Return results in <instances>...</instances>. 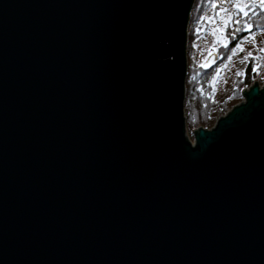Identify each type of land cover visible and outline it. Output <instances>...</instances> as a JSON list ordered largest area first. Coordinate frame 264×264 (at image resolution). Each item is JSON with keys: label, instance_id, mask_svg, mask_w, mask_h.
Instances as JSON below:
<instances>
[{"label": "water", "instance_id": "95a60500", "mask_svg": "<svg viewBox=\"0 0 264 264\" xmlns=\"http://www.w3.org/2000/svg\"><path fill=\"white\" fill-rule=\"evenodd\" d=\"M194 2L0 0V264H264V83L191 139Z\"/></svg>", "mask_w": 264, "mask_h": 264}, {"label": "trees", "instance_id": "16d2710c", "mask_svg": "<svg viewBox=\"0 0 264 264\" xmlns=\"http://www.w3.org/2000/svg\"><path fill=\"white\" fill-rule=\"evenodd\" d=\"M212 2L219 3L218 0H195L188 28L189 38L192 36L194 38L202 28L209 27V19L206 18L205 11ZM217 13L215 10L214 15H217ZM236 20H239L240 23H235ZM235 29H241V31L235 32V36L232 38L230 34ZM254 32H264V3H262V0H250L246 9L241 11L239 15H231L225 28V35L228 39L227 47L222 45L219 47L221 50H218L219 63L225 58L226 48L230 49ZM193 49L194 47L188 46V54L192 55ZM257 65H259V68H257ZM263 67V60L256 61L254 58H250L245 66L243 76L237 78L232 95L220 101L214 99L211 71L194 67L191 64L190 69L188 68L185 98V114L188 126L193 128L199 124L201 126L210 125L212 120H215L227 109L229 103L240 100L242 90L256 81L259 74L257 72L262 70Z\"/></svg>", "mask_w": 264, "mask_h": 264}, {"label": "rangeland", "instance_id": "374dc122", "mask_svg": "<svg viewBox=\"0 0 264 264\" xmlns=\"http://www.w3.org/2000/svg\"><path fill=\"white\" fill-rule=\"evenodd\" d=\"M218 2V4H216V2H212L205 11L206 18L209 19V27L206 29L202 28L199 33L194 36V38L192 36L190 39L188 34V46L194 47L192 55L188 54V68L191 64H193L194 67L203 68V63L213 53H217L219 59L218 50H221L219 47L224 45V43L228 40L225 35L226 22H228L231 15H239L241 11L245 10L250 0H218ZM238 5L241 7H237ZM222 9H226L227 11H222ZM215 10L218 12L217 15H214ZM220 29L224 30L221 32ZM247 38L248 39L244 38L230 49L226 48L224 60L220 63L217 61L216 64L211 69H209L212 73L211 80L214 89V99L222 101L226 97L232 95L233 91L235 90L237 78H241L243 76L237 75L236 73L238 71H242L244 73L245 66L248 64L250 58H254L256 61L263 60L264 64V51H261V49H264V32H254ZM241 42L244 51H238L237 54L233 56L231 49L235 48L238 44H241ZM249 52H251L253 55L249 57L247 61L241 63V60L247 56ZM230 56L232 57L231 60L228 59ZM225 65H227V67H225ZM217 73H219V75ZM257 73H259L257 79L260 78V83L263 84L264 67ZM243 99L244 95L241 93L240 100L235 103H233V101L229 103L227 109L219 116L225 114L233 107L234 104L239 103ZM218 117L215 120H212L210 125H205L204 127H212L216 123ZM198 127H201V125L199 124L193 128H190L187 124V132L192 140H194V131Z\"/></svg>", "mask_w": 264, "mask_h": 264}, {"label": "snow or ice", "instance_id": "6c2138e0", "mask_svg": "<svg viewBox=\"0 0 264 264\" xmlns=\"http://www.w3.org/2000/svg\"><path fill=\"white\" fill-rule=\"evenodd\" d=\"M262 3H264V0H262ZM237 7H241V6H237ZM222 11H227L226 9H222ZM245 15H247V13H245ZM235 23H240V21L239 20H236V21H234ZM225 27H227V22H226V24H225ZM224 29H220V31L222 32ZM238 31H241V29H235L234 30V32L233 33H231L230 35H231V37L232 38H234V36H235V32H238ZM245 39H248L247 37L245 38ZM253 39H254V37H253ZM227 43H228V41H226L225 43H224V47H227ZM243 52L244 51V48L242 47V42H241V44H238L235 48H233V49H231V52H232V55L234 56V55H236L237 54V52ZM261 51H264V49H261ZM253 54L251 53V52H249L248 53V55L247 56H245L242 60H241V63H244L245 61H247L248 59H249V57H251ZM231 56L228 58L229 60H231ZM225 67H227V65H225ZM257 68H259V65H257ZM218 75H219V73H217ZM237 75H243L244 73L242 72V71H238L237 73H236Z\"/></svg>", "mask_w": 264, "mask_h": 264}]
</instances>
